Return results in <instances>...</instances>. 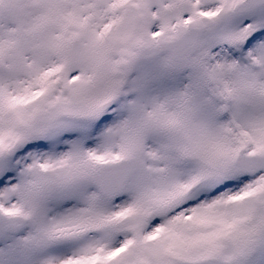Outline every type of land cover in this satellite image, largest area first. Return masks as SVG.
I'll use <instances>...</instances> for the list:
<instances>
[{
	"label": "snow or ice",
	"instance_id": "6c2138e0",
	"mask_svg": "<svg viewBox=\"0 0 264 264\" xmlns=\"http://www.w3.org/2000/svg\"><path fill=\"white\" fill-rule=\"evenodd\" d=\"M0 264H264V0H0Z\"/></svg>",
	"mask_w": 264,
	"mask_h": 264
}]
</instances>
